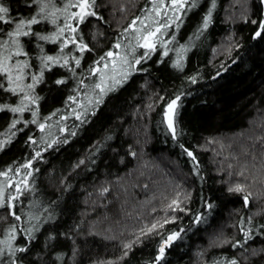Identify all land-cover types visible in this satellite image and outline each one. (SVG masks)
<instances>
[{"label": "trees", "instance_id": "16d2710c", "mask_svg": "<svg viewBox=\"0 0 264 264\" xmlns=\"http://www.w3.org/2000/svg\"><path fill=\"white\" fill-rule=\"evenodd\" d=\"M214 3L187 0L164 22L163 41L144 49L129 24L149 0H96L97 15L77 29L90 51L74 71L44 73L39 112L63 110L117 44L127 79L46 147L28 128L0 147V180L22 181L8 190L11 207L0 208V239L15 230L14 253L0 264H264V1ZM35 4L1 0L13 19ZM172 100L175 135L165 118ZM7 123L1 112L0 134Z\"/></svg>", "mask_w": 264, "mask_h": 264}, {"label": "rangeland", "instance_id": "374dc122", "mask_svg": "<svg viewBox=\"0 0 264 264\" xmlns=\"http://www.w3.org/2000/svg\"><path fill=\"white\" fill-rule=\"evenodd\" d=\"M43 3L47 4L44 13L37 15V13H39L40 6L35 4L34 8L36 10L31 16L36 15L37 19H41V16H44L47 17V19H41L39 24L33 25L32 31L48 36L55 34L58 38L55 40V42H53L52 40H39L35 36L31 35L28 37H20L21 45L27 55H13L12 60L9 61L8 64L9 67H13L17 61H27L29 67L24 69L23 80L16 82L24 87V92H20L19 89H17L15 93L10 91L9 89L15 85L9 83L5 74H0V85H3L0 87V113L5 112L8 115V123L6 124L4 131L0 134V147L9 141L16 133L27 128L33 129V131L37 132L38 134V137H35L39 141L36 147L38 149L46 147L47 145L51 144L57 136H62L68 132V127L72 126L73 122H77L79 120L81 121L86 118L91 107L97 103V100L100 99L109 88L113 87L115 81H122L123 77L128 74V70H130L124 48L116 46L113 56H106L99 63V66L95 67L91 71L90 75L93 77V79L89 81L91 83H87V85L84 84V81L90 77L89 75V77H86V79L81 80L79 85L75 86L73 93L71 94L70 102L66 103V106L63 110L53 112L46 117L41 116L38 109L39 100L36 94V88L40 82H42L44 73L53 67L63 65L65 59H67L68 63L63 67L74 71L77 66L75 59H79L81 56V52L77 48V44L81 42L80 36L77 35V31L72 32L70 29L65 28L63 33H59V29L63 28L65 24H72L73 27L78 29L80 24H77L75 19L69 20L67 17L71 13L79 12L80 9L78 7H68L67 11H64L65 6L77 3V0H43ZM57 9H60V11H57ZM157 9H159V15H157ZM181 9L183 8H180L178 5L173 6L171 0H149V4L145 6L141 15L134 18L129 24V29L132 30L130 31V36L131 34H134L132 39L133 43H136L138 46L142 45L144 41L141 39V37L147 35L149 31L156 32L157 28H159L160 31L156 32V35L151 39L155 45L157 40L162 42L165 38L166 27H163V25H165L164 22L168 19L170 21H176V19L180 16ZM53 12L55 13V24L51 22L53 17L49 16V13ZM20 18L22 17H16L13 20H19ZM133 21H135V24H133ZM0 25H7L5 32H0V43L7 41V49L0 47V53L7 55L9 52H15L16 45L12 43V38L6 35L8 31L12 30L14 24L10 25L0 22ZM72 37H76V44L71 42ZM25 39L27 41L29 39L32 40L30 41V50H28L26 48L27 46L23 44V40ZM65 40L68 41L67 47H63V51H61L62 44ZM128 44L130 45L129 42ZM32 46L36 47L37 52L34 54L29 53V51H32ZM47 47H49L51 50L47 51ZM142 48L147 49L145 47ZM170 51L173 54V50L170 49L169 52ZM175 54L176 53L174 51L173 55L175 56ZM46 55L59 57L60 63L53 65L51 62H49V67L43 68L41 57ZM179 58H181L180 54ZM125 61H127V63H125ZM42 69L43 75L41 76ZM16 74L17 72L15 68H13V77H15ZM33 76L40 77L39 81L34 82L32 79ZM29 84L33 85L31 89L27 87ZM97 84H100V88L96 87ZM117 85L118 84H115L114 87ZM25 93H28L34 97L35 102L24 100V104H27V108L23 113L11 112L9 110L11 107H17L21 105V101L23 100ZM5 105L8 107H3ZM33 113H35V116ZM13 121H18L15 127H12ZM32 121L35 122L33 123ZM41 125H43L42 129ZM34 140L29 139L32 144H34ZM21 185L22 181L20 182L19 180H16L12 182L11 180L9 181L7 177L0 180V189H3L2 198L5 201V204H12V200H9V197L13 196L8 192V190L13 189L15 193L19 192L17 191V188L20 190ZM13 234V232L9 234L5 233V236L0 239V252H2V255H0V262L7 261L14 253L15 239L10 238ZM9 244H11V248H9Z\"/></svg>", "mask_w": 264, "mask_h": 264}, {"label": "snow or ice", "instance_id": "6c2138e0", "mask_svg": "<svg viewBox=\"0 0 264 264\" xmlns=\"http://www.w3.org/2000/svg\"><path fill=\"white\" fill-rule=\"evenodd\" d=\"M34 3H36L37 5H39V13H37V15H40L42 13H44L45 8L47 7V4L43 3V0H33ZM172 5L173 6H179L180 8H184L185 4L187 2V0H171ZM96 5V0H77V3L75 4H70L65 6L64 11H67L68 7H78L80 9L79 12H75V13H71L67 19L72 20L75 19L77 21V24H82L86 21V19L88 17H95L97 14L95 11H92L91 9H93ZM30 6V5H28ZM193 7L195 6L194 4L192 5ZM213 6H215L214 0H213ZM57 11H60V9H57ZM157 11V15L160 14L159 9L156 10ZM8 13H9V8L8 7H4L3 5H0V22H2L3 24H14V27L12 28L11 31H8L6 33V35L10 38H12V43L14 45H16V50L15 52H9L7 55H3L2 53H0V74H5L7 76V79L9 81L10 84H14L15 86L12 87L11 89H9L10 91H12L13 93H15L17 91V89H19L20 92H24V87L18 83H16L17 81H21L24 78V69L28 68L29 65L27 63V61L25 62H20L17 61L15 63V65L13 67H9L8 62L12 60L13 55L15 56H20V55H27L26 52H24L23 47L21 45V41H20V37H28V36H35L37 39L39 40H44V41H48V40H52L53 42H55V40L58 38L55 34L52 36H48V35H42L40 33H35L32 31V26L33 25H37L41 22V19H47V17L41 16V19H37L36 15H33L29 18H20L19 20H13V18L8 17ZM49 16H52L53 19L51 20V22L53 24L56 23V19H55V13H49ZM8 17V18H6ZM211 18V13H209V15L205 18L204 20V27L206 28L208 26V23L210 21ZM102 19V18H100ZM253 23H255V21H253ZM133 24H135V21H133ZM163 27H168L167 24L163 25ZM261 29L264 30V23H262L260 25ZM65 28L70 29L72 32H76L77 28L73 27L72 24H65V26L63 28L59 29V33H63L65 31ZM140 31V30H137ZM160 29L157 28L156 32H159ZM0 32H3V29L0 28ZM156 32H151L149 31L147 33V35H144L141 37V39L144 41V43L140 46L145 47L147 49H154L155 48V43L153 42V40L151 39L152 37H154L156 35ZM260 32H257L256 35H260ZM80 43L77 44V48L78 50L83 53L84 51L88 50L90 51V49L88 48L87 44H84L83 38L80 37ZM73 44L77 43L76 37H72V41ZM67 43L68 41L65 40L62 44V48L61 51H63V47H67ZM117 47H119V44L116 45ZM0 47H3L5 49H7V41H4L3 43H0ZM167 53H165L166 55ZM107 56L111 57L113 56L112 52H108L106 54ZM148 53H145L144 56H147ZM144 57H141V59H143ZM104 58L101 57V60H103ZM41 61L43 64V68H48L49 67V62H51L53 65L59 64L60 63V59L59 57H54L51 55H46L41 57ZM141 61L140 60H136V63L139 64ZM68 63L67 59L64 60V64L61 66H66ZM75 63L77 66H79L80 64V59H75ZM97 63H99V61H97ZM125 63H127V61H125ZM176 66H179V64H177ZM13 68H15L17 74L15 75V77H13L12 73H13ZM130 74V73H129ZM43 75V69L41 70V76ZM34 82H38L40 77H36L33 76L32 77ZM124 80L127 79V75H125L123 77ZM57 84H62L64 83L63 80H57L56 81ZM121 83V81H115L114 85L112 88H109L108 90L111 91L114 89L115 84H119ZM3 85H0V87H2ZM27 87L29 89H31L33 87L32 84L27 85ZM97 88H100V84L96 85ZM103 91V89H102ZM71 99V98H70ZM177 99H179L177 97ZM24 100H28L30 102H35V98L32 97L31 95H29L28 93L24 94L23 100L21 101V105L17 106V107H11L9 110L13 113H23L24 110L27 108V104H24ZM99 102V101H98ZM5 108H7L8 106L5 105L3 106ZM176 108H177V103L176 100H172L168 106H167V111L165 113L167 120H168V127L169 129H171L173 131V134L175 135V117L177 115L176 112ZM33 115L35 116V113H33ZM33 123L35 121H32ZM16 123H18V121H13L12 127H15ZM43 128V125H41V129ZM187 151V150H185ZM187 154L189 156H193V154L191 152H187ZM39 155V153L37 154ZM193 159H195V157L193 156ZM0 175H4L6 176L7 173L4 172H0ZM230 191H237V192H241L243 191V189L238 185L235 189H229ZM17 191H19V188H17ZM2 192L3 189H0V208L5 207V201L2 198ZM15 197H9V200H14ZM245 204L247 205L248 202V197L246 196L245 198ZM173 204L176 205V208H179V202L178 201H173ZM9 207H11V205H8ZM171 207V206H170ZM209 207H212L211 205H209ZM175 210V209H174ZM181 211H183V209H180ZM11 215L15 216L16 220L20 219V216L16 215L14 212L10 213ZM167 222V221H166ZM162 226V225H161ZM156 228V225H153L151 229H149V231H152L153 229ZM14 229H13V233H14ZM178 234L174 233L172 235H170L167 240L165 241V245L169 244L171 241L175 240L177 238ZM246 238L248 237V233H245ZM11 239H15V235L13 234L11 237ZM245 242H247V240H245ZM239 243V242H237ZM235 247V245H233ZM126 247H129L126 245ZM9 248H11V244H9ZM16 251H20V252H24L26 251L25 248L21 247L16 249ZM0 255H2V252H0ZM164 255V247L162 246L160 248V256L157 257V259H161ZM230 264H237L236 260H231Z\"/></svg>", "mask_w": 264, "mask_h": 264}, {"label": "water", "instance_id": "95a60500", "mask_svg": "<svg viewBox=\"0 0 264 264\" xmlns=\"http://www.w3.org/2000/svg\"><path fill=\"white\" fill-rule=\"evenodd\" d=\"M263 1H264V0H263ZM166 111H167V109L165 110V113H166ZM165 118H166V120H167L166 115H165ZM166 124H167V127H168V120H167ZM168 129H169V127H168ZM169 131H170L171 133H173V131H172L171 129H169Z\"/></svg>", "mask_w": 264, "mask_h": 264}]
</instances>
